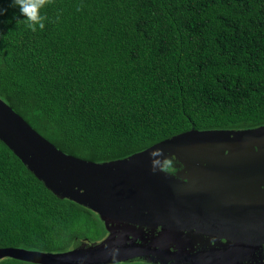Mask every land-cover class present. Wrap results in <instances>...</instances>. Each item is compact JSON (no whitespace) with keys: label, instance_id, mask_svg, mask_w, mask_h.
<instances>
[{"label":"trees","instance_id":"1","mask_svg":"<svg viewBox=\"0 0 264 264\" xmlns=\"http://www.w3.org/2000/svg\"><path fill=\"white\" fill-rule=\"evenodd\" d=\"M39 12L35 31L17 10L0 16V98L62 152L108 162L192 129L264 126V0H45ZM107 236L0 139V249L64 253Z\"/></svg>","mask_w":264,"mask_h":264},{"label":"water","instance_id":"2","mask_svg":"<svg viewBox=\"0 0 264 264\" xmlns=\"http://www.w3.org/2000/svg\"><path fill=\"white\" fill-rule=\"evenodd\" d=\"M0 139L48 190L97 213L108 232L64 253L0 249V260L264 264V126L192 129L129 157L94 162L59 150L0 98ZM171 159L182 167L176 174L163 169ZM188 234L231 246L181 252L160 245L180 236L183 244Z\"/></svg>","mask_w":264,"mask_h":264},{"label":"clouds","instance_id":"3","mask_svg":"<svg viewBox=\"0 0 264 264\" xmlns=\"http://www.w3.org/2000/svg\"><path fill=\"white\" fill-rule=\"evenodd\" d=\"M45 0H7V7L0 5V16H4L9 9L17 10V19L23 20L28 28L33 31L44 28V17L39 9L44 5ZM22 17V19L20 18ZM115 259V250L113 260Z\"/></svg>","mask_w":264,"mask_h":264},{"label":"flooded vegetation","instance_id":"4","mask_svg":"<svg viewBox=\"0 0 264 264\" xmlns=\"http://www.w3.org/2000/svg\"><path fill=\"white\" fill-rule=\"evenodd\" d=\"M187 238L191 239L190 241H185L182 244V238L179 237V241H172L169 239L168 241H162L160 243L161 246H165L168 244H172L173 248L178 251H184L185 248L195 247V249L199 250H210V251H219V249H228L229 246H231V243L222 240L221 238H218L217 236H208L204 234H196V235H189ZM183 242V241H182ZM189 243V244H188ZM219 254V252H218ZM202 261V260H201Z\"/></svg>","mask_w":264,"mask_h":264}]
</instances>
